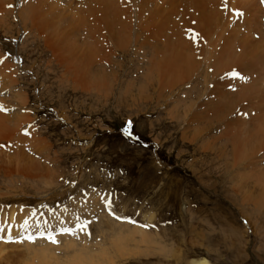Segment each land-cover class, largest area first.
Segmentation results:
<instances>
[{"label":"rangeland","instance_id":"obj_1","mask_svg":"<svg viewBox=\"0 0 264 264\" xmlns=\"http://www.w3.org/2000/svg\"><path fill=\"white\" fill-rule=\"evenodd\" d=\"M12 15L4 16L9 31L0 26V62L9 61L16 80L0 81V115L11 123L0 138V264H46L25 246L49 236L58 238L51 245L59 264L89 249L83 255L93 253L98 264H189L199 257L209 264H264V205L256 208L238 193L230 175L209 160L214 154L194 152L193 53L190 68H174L181 80L163 85L158 96L155 63L173 49L153 56L138 41L113 45L94 23L108 41L86 70L70 55L62 64L42 38L28 35L29 23ZM185 16L178 19L181 39L194 49V23ZM27 161L38 174L24 173ZM135 228L148 233L146 242ZM66 236L76 250L64 249ZM124 244L126 252L118 248Z\"/></svg>","mask_w":264,"mask_h":264},{"label":"bare ground","instance_id":"obj_2","mask_svg":"<svg viewBox=\"0 0 264 264\" xmlns=\"http://www.w3.org/2000/svg\"><path fill=\"white\" fill-rule=\"evenodd\" d=\"M5 1L0 0L1 29L5 25L6 30L9 31L12 25L9 26L11 19L8 22L4 16H11L17 11L15 14L19 22L29 23L27 27H31V31L27 28L28 35L42 38L44 44L53 51V55H57L58 60H62V64L70 57L74 65L80 68L85 65L86 70L93 69L95 66L93 62L96 61L94 59L101 56V46L105 45V40L108 41L103 33L106 30L108 32L105 34L112 37L110 40L113 45L118 46L119 42H123V46H127L131 40L138 41L136 44L138 49L153 48L155 50L153 56L163 53L164 50L170 53L169 50L173 49L168 59L166 58L162 63L156 60L155 63V69L157 71L160 69V75L157 77L160 91L158 96H161L166 88H162L163 85H168L169 89L177 80H181L177 77L178 72L174 71V68L181 63L185 64L186 68H190L189 56L194 54V115L192 116L194 135L190 137L194 138V152L199 149L203 151V156L214 154L209 160H213L212 162L218 165L215 168L219 167L223 175L227 177L228 174L230 175L229 178L235 183L233 187L238 193L241 192V196L246 200L252 199L256 208L264 205V167H259L264 166V0H16L15 10L10 9L12 0ZM57 6L63 7L59 10ZM16 16L12 19L14 20ZM184 16L194 23L193 27L190 26V29L194 30V49L189 40L185 39V42L181 39L183 30L178 26V19L179 17L183 19ZM94 23L98 25L100 31H103L96 33ZM54 24L59 27L57 34L54 32ZM38 27L46 28L47 33L42 32ZM183 27L185 29L186 25ZM140 37L144 38V42H140L142 41ZM160 39L162 40L158 41ZM68 43L70 44L66 49ZM109 49L107 47V50ZM189 52L193 54L190 55ZM77 54L84 61L79 59ZM68 55L70 56L67 57ZM8 62L6 60L0 62L2 68L0 70H4V73L0 71L3 74L2 77L0 76L2 82L14 79L12 72L15 70L10 69ZM99 69L102 71L104 68L100 66ZM181 70L184 69L181 67ZM188 70L191 69H187L186 72ZM183 72L182 75L180 74L182 77L185 76ZM85 77L90 78L87 75ZM96 80H100L101 84L106 82L102 74ZM243 120L245 125L241 124ZM5 122L10 123L0 115V138L5 137ZM214 124L216 127H213ZM248 125L251 127L248 128ZM11 128L16 130L17 126L14 124ZM214 129L219 133L213 135L211 131ZM260 151L262 158L258 157ZM256 157L259 162L256 161ZM33 163L28 161L25 163L24 173L38 174L33 170ZM253 180L255 183H251ZM135 231H139L141 238L139 240L146 242L144 237L148 236V233L140 228H135ZM130 235L129 239L134 236V234ZM123 238L122 235L121 239ZM66 239L69 242H66L67 245L64 244V249L66 251L68 247L74 249L76 246L75 243L73 244L74 240L67 236ZM53 240L56 242L58 238L57 240L38 238L32 242L27 241L25 247L29 255L38 259L37 261L59 264V257L56 256L55 248L51 245ZM133 240L136 242L134 237ZM125 241L127 240L123 242ZM120 242L117 243L121 245ZM126 245L118 248L123 251ZM90 251L92 250L89 249L85 253L76 251L75 255L67 256L63 264H98L97 260L91 259L93 255L90 254L93 253L83 255ZM101 253V255L105 254V252ZM33 257L32 262L35 260ZM96 257L100 258L99 255ZM189 264H209V262L206 258L199 257L191 259Z\"/></svg>","mask_w":264,"mask_h":264},{"label":"snow or ice","instance_id":"obj_3","mask_svg":"<svg viewBox=\"0 0 264 264\" xmlns=\"http://www.w3.org/2000/svg\"><path fill=\"white\" fill-rule=\"evenodd\" d=\"M234 75H235V73H234ZM50 240L52 239V237L51 236H49L48 237ZM29 239H31V237H29ZM53 242H55L54 240H53Z\"/></svg>","mask_w":264,"mask_h":264}]
</instances>
